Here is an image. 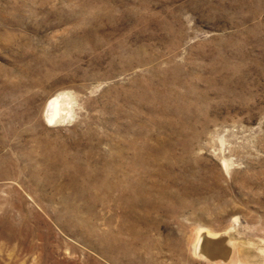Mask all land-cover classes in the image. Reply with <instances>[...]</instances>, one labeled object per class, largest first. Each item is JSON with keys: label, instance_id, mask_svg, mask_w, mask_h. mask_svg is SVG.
I'll list each match as a JSON object with an SVG mask.
<instances>
[{"label": "rangeland", "instance_id": "rangeland-1", "mask_svg": "<svg viewBox=\"0 0 264 264\" xmlns=\"http://www.w3.org/2000/svg\"><path fill=\"white\" fill-rule=\"evenodd\" d=\"M0 264H264V0H0Z\"/></svg>", "mask_w": 264, "mask_h": 264}, {"label": "bare ground", "instance_id": "bare-ground-1", "mask_svg": "<svg viewBox=\"0 0 264 264\" xmlns=\"http://www.w3.org/2000/svg\"><path fill=\"white\" fill-rule=\"evenodd\" d=\"M62 106H61V101H60V98H55L54 100H52V101H50L49 102V104H48V106H47V110H46V119L50 122V123H52V122H54V121H56L60 116H61V111H62V108H61ZM118 183V182H117ZM82 195V194H81ZM119 195H121V194H119ZM134 195V194H133ZM83 196V195H82ZM87 196V195H86ZM88 196H89V194H88ZM136 196V195H135ZM135 196H132V195H130V197H127V198H121V197H123V196H118V197H120L119 199L118 198H116L115 200H116V202H118V205H119V207L121 206V207H124V209H122L123 211H127L126 212V218H128L129 216V212H132V210H131V208H129V207H134L135 205V202H136V199L135 198H137L138 197V195H137V197H135ZM78 198H79V196H77ZM88 198V197H87ZM139 198V197H138ZM82 199V198H81ZM137 202H138V200H137ZM126 204V205H125ZM138 204V203H137ZM139 204H140V202H139ZM117 205V206H118ZM126 206V207H125ZM135 208H137V206L135 207ZM135 208H133V209H135ZM139 208V207H138ZM138 208L137 209H135V210H138ZM141 208V207H140ZM130 209V210H129ZM134 211V210H133ZM145 212V211H144ZM133 213H135V212H133ZM132 213V214H133ZM137 214V213H136ZM133 216V215H132ZM135 216V215H134ZM139 216V215H138ZM130 218H131V216H130ZM135 218V217H134ZM139 218H140V216H139ZM129 219V218H128ZM137 219V218H136ZM131 220V219H130ZM129 220V221H130ZM133 220V219H132ZM126 221H127V219H126ZM128 221V222H129ZM134 221V220H133ZM137 221V220H136ZM132 222V221H131ZM136 223V222H135ZM133 224V223H132ZM124 226H125V224H124ZM121 227V228H120ZM123 227V224H121L119 227H118V232L117 233H121V230L123 229L122 228ZM131 226H129V228H130ZM125 229V228H124ZM111 234H109V232L108 233H104V235L102 234V238H107V236H109V238L110 239H112L116 244H113V245H115L116 247H119L120 248V250L122 251V249H124V247H123V244H122V242L121 241H118V238L117 237H119L120 235L119 234H117V235H119V236H117V235H112V233H113V231H111L110 232ZM209 236L210 237H219V235H216V234H211V233H209ZM199 237V236H198ZM104 241V240H103ZM117 241V242H116ZM120 243V244H119Z\"/></svg>", "mask_w": 264, "mask_h": 264}]
</instances>
